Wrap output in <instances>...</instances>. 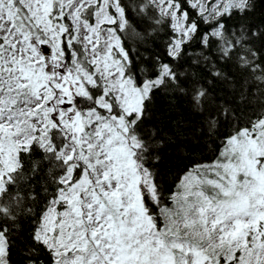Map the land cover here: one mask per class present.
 Segmentation results:
<instances>
[{"label":"snow or ice","instance_id":"snow-or-ice-1","mask_svg":"<svg viewBox=\"0 0 264 264\" xmlns=\"http://www.w3.org/2000/svg\"><path fill=\"white\" fill-rule=\"evenodd\" d=\"M0 264H264V0H0Z\"/></svg>","mask_w":264,"mask_h":264},{"label":"trees","instance_id":"trees-1","mask_svg":"<svg viewBox=\"0 0 264 264\" xmlns=\"http://www.w3.org/2000/svg\"><path fill=\"white\" fill-rule=\"evenodd\" d=\"M159 118L161 119L162 123H167L172 118L171 114L168 113V105L163 100L160 103ZM166 159L169 160V163L165 164L164 167L166 168L171 167L173 170L179 169L188 163L187 160L180 158H173L171 155L166 157Z\"/></svg>","mask_w":264,"mask_h":264}]
</instances>
